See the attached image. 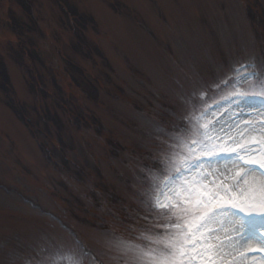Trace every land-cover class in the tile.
<instances>
[{"label":"rangeland","instance_id":"rangeland-1","mask_svg":"<svg viewBox=\"0 0 264 264\" xmlns=\"http://www.w3.org/2000/svg\"><path fill=\"white\" fill-rule=\"evenodd\" d=\"M262 83L264 0H0V264H117L112 233L162 249L167 218L137 219L177 175L157 129H259L261 98L221 96Z\"/></svg>","mask_w":264,"mask_h":264},{"label":"snow or ice","instance_id":"snow-or-ice-1","mask_svg":"<svg viewBox=\"0 0 264 264\" xmlns=\"http://www.w3.org/2000/svg\"><path fill=\"white\" fill-rule=\"evenodd\" d=\"M191 87L195 93L210 89L211 85L199 81ZM249 95L264 101V83L250 92L235 88L221 99ZM188 124L191 126L157 129L161 144L167 149L161 156L162 167L172 166L177 175L158 194L146 191L148 199L141 202L148 211L143 217L137 215V219L145 221L153 215L167 218L159 225L167 233L163 248L145 251L138 243L130 242V238L112 233L109 244L117 252V264H121L120 257L122 264H245L257 258L264 261V231L258 238H244L247 220L264 218V195L257 199L249 194L255 188L264 193V121L259 129L246 122L247 126L237 134L217 131L215 123L202 117H197L194 123L190 118ZM180 145L184 150L177 155L175 148ZM225 157L230 160L223 169L214 167ZM233 211L240 215L231 221L233 227L227 233L231 239L225 243L210 225ZM69 261L78 264L71 256ZM49 264L56 262L50 258Z\"/></svg>","mask_w":264,"mask_h":264},{"label":"bare ground","instance_id":"bare-ground-1","mask_svg":"<svg viewBox=\"0 0 264 264\" xmlns=\"http://www.w3.org/2000/svg\"><path fill=\"white\" fill-rule=\"evenodd\" d=\"M251 192L255 196H262V195H264V193H262L258 188H255V189L251 190ZM231 225H230V231L232 230ZM233 235L235 236L236 233H233ZM244 238H253V237L250 235V233H249L248 230H244ZM230 239H228L227 242L226 241H224V242L225 243H228L230 241ZM245 264H264V261H260L258 259L254 260V261L253 260H248V261L245 262Z\"/></svg>","mask_w":264,"mask_h":264}]
</instances>
